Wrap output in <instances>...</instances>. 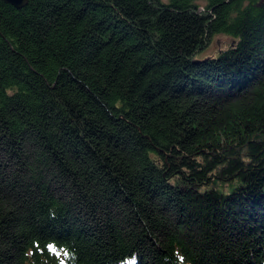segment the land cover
Returning a JSON list of instances; mask_svg holds the SVG:
<instances>
[{
  "label": "trees",
  "instance_id": "obj_1",
  "mask_svg": "<svg viewBox=\"0 0 264 264\" xmlns=\"http://www.w3.org/2000/svg\"><path fill=\"white\" fill-rule=\"evenodd\" d=\"M0 264H264V0H0Z\"/></svg>",
  "mask_w": 264,
  "mask_h": 264
},
{
  "label": "rangeland",
  "instance_id": "obj_2",
  "mask_svg": "<svg viewBox=\"0 0 264 264\" xmlns=\"http://www.w3.org/2000/svg\"><path fill=\"white\" fill-rule=\"evenodd\" d=\"M168 2L169 0H164ZM233 43V37L220 33L219 35H215L211 40L209 46H207L204 51L200 54V56H209L218 54L221 49L228 48Z\"/></svg>",
  "mask_w": 264,
  "mask_h": 264
},
{
  "label": "water",
  "instance_id": "obj_3",
  "mask_svg": "<svg viewBox=\"0 0 264 264\" xmlns=\"http://www.w3.org/2000/svg\"><path fill=\"white\" fill-rule=\"evenodd\" d=\"M7 3L14 4L18 8L24 7L28 3L29 0H4Z\"/></svg>",
  "mask_w": 264,
  "mask_h": 264
}]
</instances>
